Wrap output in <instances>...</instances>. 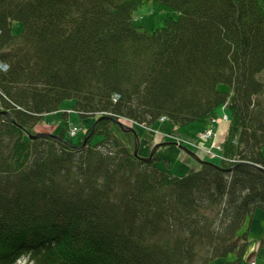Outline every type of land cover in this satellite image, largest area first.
Masks as SVG:
<instances>
[{
    "label": "trees",
    "instance_id": "obj_1",
    "mask_svg": "<svg viewBox=\"0 0 264 264\" xmlns=\"http://www.w3.org/2000/svg\"><path fill=\"white\" fill-rule=\"evenodd\" d=\"M150 3L179 18L144 30ZM0 62V264H243L264 210V0H0ZM69 99L85 117L205 127L230 99L236 161L171 176L111 121L80 146L27 137Z\"/></svg>",
    "mask_w": 264,
    "mask_h": 264
},
{
    "label": "rangeland",
    "instance_id": "obj_2",
    "mask_svg": "<svg viewBox=\"0 0 264 264\" xmlns=\"http://www.w3.org/2000/svg\"><path fill=\"white\" fill-rule=\"evenodd\" d=\"M152 6L151 3L146 4L139 8L134 14L135 24L148 32L164 28L166 26V19L169 17L174 20L179 18V14L176 11H161L155 13ZM1 63L7 64L4 62H0V64ZM257 78L264 82V72L260 73ZM218 88L223 92H231L228 85L222 84ZM118 97V95L115 96V101ZM258 98L264 103V95L258 96ZM230 101L231 100L228 99V101L217 110L216 116L211 118L205 127L199 124L179 126L168 122L169 118L166 116L158 118L156 123L152 125L139 124L123 116H117L116 118L113 114H97L93 115V117H85L76 110V100L69 99L63 102L59 112L48 114L44 117V121L36 127V133L58 137L64 134L67 140L73 142V145L80 146L82 143L87 144L85 140L87 134L90 130L94 133V128L99 122L102 124L104 121H111V118H113L122 123L124 127L136 129L140 137V157H148L157 144L177 142L179 146H185L196 152L206 162L221 166L223 162L232 164L233 161H236L235 158H226L223 151L225 136L227 137L229 123L232 121V112L229 108V105H231ZM2 111L3 107L0 104V112ZM88 114L90 113L86 115ZM111 122L113 123L111 130L115 137L125 144L130 151H134L135 141L133 135L123 132L120 126L113 121ZM162 137L163 139H161ZM103 140L104 137L102 135H94L90 139V143L95 146L100 144ZM179 146L160 147L152 161L156 163L158 169L162 172L171 176L183 178L190 172L197 171L200 164L185 153ZM18 149L19 147L17 145L14 151ZM262 153L264 155V147L262 148ZM246 234L249 244L242 263L248 264V262L255 261L257 264H264V249H261V240H263L264 237L263 209H258L253 218L248 221L242 232V235ZM235 258L236 254L232 253L226 260L232 261ZM28 260V256L26 255L16 264H29ZM226 260H218L214 262V264H221Z\"/></svg>",
    "mask_w": 264,
    "mask_h": 264
},
{
    "label": "water",
    "instance_id": "obj_3",
    "mask_svg": "<svg viewBox=\"0 0 264 264\" xmlns=\"http://www.w3.org/2000/svg\"><path fill=\"white\" fill-rule=\"evenodd\" d=\"M114 123H116L118 126H120L121 130L123 132H126V133H131L134 137V141H135V148H134V155L136 157H138L139 159H141L142 161H145V162H151L155 156V154L157 153V151L160 149V147L162 146H179L178 143L176 142H165V143H161V144H157L154 148H153V151L151 152V154L146 157V158H143V157H140L139 155V150H140V137L136 131V129L132 128V127H124L122 125V123L118 122L117 120L111 118ZM41 134H36V135H33V136H29L31 139H34V138H37L39 137ZM54 136V135H53ZM54 137H58V136H54ZM86 141H88V139L86 138L85 139ZM86 144V143H85ZM185 153H187L189 156H191L194 160H196L198 163L202 164V163H208L206 162L205 160H203L196 152L190 150L189 148L185 147V146H179ZM212 164V163H211ZM214 165V164H213ZM216 166V165H215ZM218 168H220V166H216ZM260 168V167H259ZM263 172H264V168H260Z\"/></svg>",
    "mask_w": 264,
    "mask_h": 264
},
{
    "label": "built area",
    "instance_id": "obj_4",
    "mask_svg": "<svg viewBox=\"0 0 264 264\" xmlns=\"http://www.w3.org/2000/svg\"><path fill=\"white\" fill-rule=\"evenodd\" d=\"M0 68H2V69H4V70H6V69H8L9 68V66L7 65V64H3V63H1L0 64ZM213 133V132H212ZM163 137H164V135H163ZM162 137V138H163ZM234 162V161H233ZM249 264H257L255 261H251Z\"/></svg>",
    "mask_w": 264,
    "mask_h": 264
},
{
    "label": "bare ground",
    "instance_id": "obj_5",
    "mask_svg": "<svg viewBox=\"0 0 264 264\" xmlns=\"http://www.w3.org/2000/svg\"><path fill=\"white\" fill-rule=\"evenodd\" d=\"M230 106V105H229ZM228 121V120H227ZM230 125H229V129H228V133H227V137H228V134L230 133V128H231V122L229 123ZM36 131V130H35ZM162 134V133H161ZM160 134V135H161ZM139 135V134H138ZM74 137V136H73ZM227 137L225 136V141L227 140ZM30 138V137H29ZM161 139H163V138H161ZM216 147H219V146H216ZM214 165H216V164H214ZM217 166V165H216Z\"/></svg>",
    "mask_w": 264,
    "mask_h": 264
},
{
    "label": "clouds",
    "instance_id": "obj_6",
    "mask_svg": "<svg viewBox=\"0 0 264 264\" xmlns=\"http://www.w3.org/2000/svg\"><path fill=\"white\" fill-rule=\"evenodd\" d=\"M162 15H163V13H162ZM61 110V109H60ZM59 112V111H58ZM55 113H57V112H55ZM37 134H40V133H37Z\"/></svg>",
    "mask_w": 264,
    "mask_h": 264
}]
</instances>
